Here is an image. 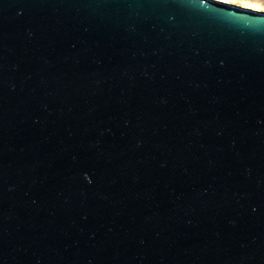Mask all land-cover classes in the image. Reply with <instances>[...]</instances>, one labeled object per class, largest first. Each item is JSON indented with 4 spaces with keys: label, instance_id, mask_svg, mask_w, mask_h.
Listing matches in <instances>:
<instances>
[{
    "label": "water",
    "instance_id": "95a60500",
    "mask_svg": "<svg viewBox=\"0 0 264 264\" xmlns=\"http://www.w3.org/2000/svg\"><path fill=\"white\" fill-rule=\"evenodd\" d=\"M0 264H264V12L0 0Z\"/></svg>",
    "mask_w": 264,
    "mask_h": 264
},
{
    "label": "rangeland",
    "instance_id": "374dc122",
    "mask_svg": "<svg viewBox=\"0 0 264 264\" xmlns=\"http://www.w3.org/2000/svg\"><path fill=\"white\" fill-rule=\"evenodd\" d=\"M230 1H232V2H239V3L243 4L241 6L249 5V4L255 5L258 8H261L258 11H263L262 9H264V0H228L229 3H231Z\"/></svg>",
    "mask_w": 264,
    "mask_h": 264
},
{
    "label": "bare ground",
    "instance_id": "6f19581e",
    "mask_svg": "<svg viewBox=\"0 0 264 264\" xmlns=\"http://www.w3.org/2000/svg\"><path fill=\"white\" fill-rule=\"evenodd\" d=\"M219 1H224V2H228V0H219ZM232 4H236V5H243V4H241V3H239V2H232V1H230ZM245 7H247V8H251V9H254V10H260L261 8H258L257 6H255V5H252V4H249V5H244ZM243 6V7H244ZM263 11L262 12H264V9H262Z\"/></svg>",
    "mask_w": 264,
    "mask_h": 264
}]
</instances>
